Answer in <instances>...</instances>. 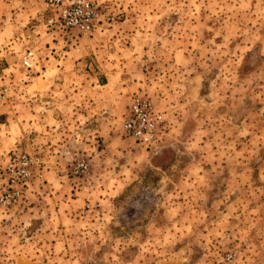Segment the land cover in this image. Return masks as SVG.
Segmentation results:
<instances>
[{"label":"rangeland","instance_id":"1","mask_svg":"<svg viewBox=\"0 0 264 264\" xmlns=\"http://www.w3.org/2000/svg\"><path fill=\"white\" fill-rule=\"evenodd\" d=\"M94 2L112 21L79 34L0 0V159L44 162L0 209V264H264V0ZM134 97L163 115L152 146L121 131Z\"/></svg>","mask_w":264,"mask_h":264},{"label":"built area","instance_id":"2","mask_svg":"<svg viewBox=\"0 0 264 264\" xmlns=\"http://www.w3.org/2000/svg\"><path fill=\"white\" fill-rule=\"evenodd\" d=\"M45 4L50 14L47 25L62 33L89 34L97 26L112 21V18L103 17L94 0H45ZM35 62V53L28 51L23 57V66L32 68ZM8 100V90L0 82V107ZM163 124V115L155 111L147 98L134 97L121 122V131L134 143L149 147L156 142ZM43 165L40 157L27 153H7L6 158L0 159V209H12L21 204L24 191ZM72 172L74 175L87 174V163L76 161ZM231 258L229 255L227 260Z\"/></svg>","mask_w":264,"mask_h":264},{"label":"trees","instance_id":"3","mask_svg":"<svg viewBox=\"0 0 264 264\" xmlns=\"http://www.w3.org/2000/svg\"><path fill=\"white\" fill-rule=\"evenodd\" d=\"M143 195V197H141ZM154 202V196L149 190L141 192V194L135 196L130 202L126 204L123 212L119 217L121 224L131 225L135 221L140 220L146 209Z\"/></svg>","mask_w":264,"mask_h":264},{"label":"crops","instance_id":"4","mask_svg":"<svg viewBox=\"0 0 264 264\" xmlns=\"http://www.w3.org/2000/svg\"><path fill=\"white\" fill-rule=\"evenodd\" d=\"M53 247L55 248V245H53Z\"/></svg>","mask_w":264,"mask_h":264}]
</instances>
